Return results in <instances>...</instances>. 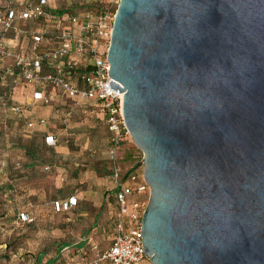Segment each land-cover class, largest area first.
I'll return each mask as SVG.
<instances>
[{
	"label": "water",
	"instance_id": "1",
	"mask_svg": "<svg viewBox=\"0 0 264 264\" xmlns=\"http://www.w3.org/2000/svg\"><path fill=\"white\" fill-rule=\"evenodd\" d=\"M109 63L151 264H264V0H120Z\"/></svg>",
	"mask_w": 264,
	"mask_h": 264
},
{
	"label": "rangeland",
	"instance_id": "2",
	"mask_svg": "<svg viewBox=\"0 0 264 264\" xmlns=\"http://www.w3.org/2000/svg\"><path fill=\"white\" fill-rule=\"evenodd\" d=\"M97 3L52 0L56 11L66 8L77 13ZM24 30L44 34V49L55 47L52 23L30 22ZM21 39L25 50L30 38L23 34ZM13 83L14 78L0 72V97L9 93L14 103H25L32 88L19 83L13 89ZM49 93V104L27 107L21 118L0 104V264H78L85 239L108 246L117 214L113 170L144 173L143 152L132 138L121 145L117 161L109 160L110 133L104 121L80 111L69 115V103L56 91ZM40 119L46 123H37ZM49 134L58 136L57 147L45 144ZM72 196L79 200L77 207L54 211V201ZM21 214L30 215L33 222H21Z\"/></svg>",
	"mask_w": 264,
	"mask_h": 264
},
{
	"label": "built area",
	"instance_id": "3",
	"mask_svg": "<svg viewBox=\"0 0 264 264\" xmlns=\"http://www.w3.org/2000/svg\"><path fill=\"white\" fill-rule=\"evenodd\" d=\"M119 4L120 0H98L97 7L82 13L64 9L62 14H56L50 0H0V67L15 78L14 87L21 83L34 89L27 105L14 103L9 93H3L2 108L21 118L27 107L49 104V92L54 90L69 103V115L80 111L102 116L111 135L107 155L113 162L119 159L122 142L130 137L123 114L124 95L110 86L114 80L109 73V50ZM41 21L54 26L52 49L43 48L44 34L24 30L27 23ZM23 34L30 38L25 50ZM40 123L46 121L42 119ZM29 127H33L32 122ZM45 143L55 148L59 138L48 136ZM111 178L117 204L114 233L108 246L87 239L77 263L147 264L150 259L144 250L142 227L151 189L143 175L124 172L120 167L113 170ZM78 203L76 197H71L55 201L53 208L57 213H65ZM20 216L21 222H33L29 215Z\"/></svg>",
	"mask_w": 264,
	"mask_h": 264
},
{
	"label": "crops",
	"instance_id": "4",
	"mask_svg": "<svg viewBox=\"0 0 264 264\" xmlns=\"http://www.w3.org/2000/svg\"><path fill=\"white\" fill-rule=\"evenodd\" d=\"M2 2H4V3H9L11 0H1ZM17 1H19V2H24L25 0H17ZM50 2H51V4H52V0H50ZM53 5V4H52ZM54 6V5H53ZM55 7V6H54ZM56 8V7H55ZM66 9V8H65ZM5 73H6V70H5ZM7 75V74H6ZM14 84V83H13ZM13 89H15V87L13 86ZM20 91H23V89H19ZM30 91V90H29ZM33 91H34V89L32 88V90L30 91V92H28V93H30V94H27L28 96H27V99H26V102L25 103H19V104H23V105H27L28 103H30V101H31V98H32V95H33ZM30 95V96H29ZM93 116H96V117H98L99 119H101L102 120V116L100 115V114H98V113H91ZM40 121V120H39ZM38 121V122H39ZM37 122V123H38ZM57 136V135H55V134H49V135H47L46 137H48V136ZM46 137H45V140H46ZM58 137V136H57ZM111 135L109 136V146H110V142H111ZM45 142V141H44ZM46 144V143H45ZM107 153V152H106ZM106 153H105V155H106ZM106 158H107V155H106ZM138 171L137 172H139L140 173V170L139 169H137ZM72 197H75V196H72ZM71 197H69L68 199H70ZM77 198V197H76ZM68 199H66V200H58V201H67ZM79 201V200H78ZM55 202V201H54ZM53 202V203H54ZM30 216V215H29ZM87 239H94V238H87ZM87 239H85L84 241H83V246L81 247V249L83 250L85 247H86V240ZM81 250V251H82ZM80 251V252H81ZM79 255H80V253H79Z\"/></svg>",
	"mask_w": 264,
	"mask_h": 264
},
{
	"label": "trees",
	"instance_id": "5",
	"mask_svg": "<svg viewBox=\"0 0 264 264\" xmlns=\"http://www.w3.org/2000/svg\"><path fill=\"white\" fill-rule=\"evenodd\" d=\"M54 12H55L56 14H62L63 11H54ZM0 72L2 73V75L6 76V77L9 76V75H6V73H5V68H1V67H0ZM9 77H10L12 80H13V78H14V77H12V76H9ZM14 79H15V78H14ZM69 108H70V107H69V105H68V110H69ZM40 120H42V119H40ZM44 120H45V119H44ZM38 123L41 124L40 121H39ZM32 124H33V123H32ZM33 126H34V124H33ZM129 138H130V137H129ZM129 138H128V139H129ZM124 142H125V141H123L122 144H123ZM122 144H121V145H122ZM137 171H138L137 169H134L133 172H136L138 175H141V176H142V174L139 173V172H137ZM112 193H113V194H112V197L114 198L115 205H116V208H117V204H116V199H115V194H114L115 192H114V190H112ZM53 209H54V208H53ZM54 211H55V210H54ZM116 215H117V214H116ZM43 257H44V255L39 256V257H38V261L41 262L42 259H43Z\"/></svg>",
	"mask_w": 264,
	"mask_h": 264
}]
</instances>
